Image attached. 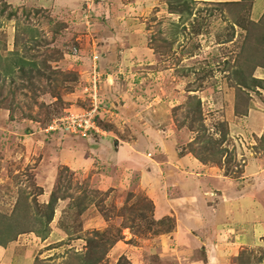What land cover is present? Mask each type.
<instances>
[{
    "label": "rangeland",
    "instance_id": "rangeland-1",
    "mask_svg": "<svg viewBox=\"0 0 264 264\" xmlns=\"http://www.w3.org/2000/svg\"><path fill=\"white\" fill-rule=\"evenodd\" d=\"M183 1L186 10L173 0H0V248L40 247L53 233L44 254L26 247L30 264L185 262L173 215L153 219L138 174L91 149L100 138L129 142L157 160L156 172L153 154L164 151L175 169L192 167L186 154L235 178L246 142L264 148V126L257 141L243 139V122L228 128L249 109L264 113V0ZM82 113L94 114L96 131L63 129ZM151 130L169 143L142 137ZM75 137L87 138V154ZM70 150L87 164L71 166ZM13 231L24 232L9 239ZM220 235L217 256L232 253L221 264H264V231L245 244Z\"/></svg>",
    "mask_w": 264,
    "mask_h": 264
},
{
    "label": "crops",
    "instance_id": "crops-1",
    "mask_svg": "<svg viewBox=\"0 0 264 264\" xmlns=\"http://www.w3.org/2000/svg\"><path fill=\"white\" fill-rule=\"evenodd\" d=\"M231 1L236 2L237 0ZM263 116L264 113H256L249 109L248 113L240 118L241 121L239 119L238 124L234 116L228 128L230 132H234L237 128L241 129L239 125L243 122L241 124L242 130L246 133L249 132V134L242 135L243 139L245 136L253 134L257 141L264 126ZM152 131H145L142 137H147V134L148 138L154 139L159 144L164 140L169 143V138L165 139L164 135L159 136ZM93 136L95 137L96 133L91 135V137ZM103 139L100 138L99 147L91 149L105 154V157L111 162L117 161L121 167H126L124 170L127 174H138L135 187L144 189L143 185H146L145 196L152 206V218L158 219L168 214L173 215L174 227L170 233L173 235L176 244H185L183 249L188 253L183 255L187 257H182L185 261L182 264H215L216 262L221 264V262H225L232 255V253H228L231 248L226 247L225 251H222L224 259L217 256V250H215L217 246L213 247V242L216 237L221 236L220 233L228 234L230 243H236L235 240L239 236V241L244 240L243 244H245L248 241L258 239L254 236L255 232H260L258 236H261L262 231H264V207L260 206V203L264 205V148H255L256 142H246L249 145L246 148L249 154L243 162L240 175L233 178L222 174L217 168L209 169L201 165L195 158L191 160L186 154L180 156V160L189 162L192 167H186V171H181V166L175 169L174 161H169L172 164H168L169 154H165L164 151L160 152V156L153 154L154 157H159L158 165L162 166L156 172L157 165L155 162L157 160L152 162L149 159L150 154L147 156L148 158L145 157V154L148 153L146 149L132 148L129 142L123 141L120 142L122 145L119 144L118 146L113 141L114 145L111 146L112 144L103 143ZM71 141L74 145H77V142L83 143V147H86V154L88 153L87 144L89 141L87 138L80 140L75 137ZM81 151L83 152V150ZM75 153L76 150H70L65 154L71 166L76 167L78 164H84V161L88 159V157L85 159V156L79 159ZM87 162L88 160L86 164ZM168 165H172L173 168ZM153 172L157 173L154 176L156 181L153 184H148L152 179L151 174ZM229 232L233 234L231 235ZM29 234L20 235L30 237ZM52 235L53 233H49L46 238L41 240L42 243L37 240L39 244H42L40 247L34 242V239H31L32 243L19 248L13 247L16 241L14 243L9 242L5 247L0 248V264H30L26 247L29 250L37 246L35 250L44 254L50 250L47 248L48 244L57 242L50 240ZM153 244L150 246L151 249L155 250V242ZM158 246H160L159 252L163 253L167 243L158 242ZM221 248L223 249L222 245ZM173 264H181V262L175 260Z\"/></svg>",
    "mask_w": 264,
    "mask_h": 264
},
{
    "label": "built area",
    "instance_id": "built-area-1",
    "mask_svg": "<svg viewBox=\"0 0 264 264\" xmlns=\"http://www.w3.org/2000/svg\"><path fill=\"white\" fill-rule=\"evenodd\" d=\"M94 86V84H93ZM96 108L93 107L92 111ZM94 114H90L89 116L86 113H82L79 115H70L66 116L63 121V129L67 130L69 133H75L80 137H86L87 134L91 131H96L95 121H93ZM96 127V128H95Z\"/></svg>",
    "mask_w": 264,
    "mask_h": 264
},
{
    "label": "trees",
    "instance_id": "trees-1",
    "mask_svg": "<svg viewBox=\"0 0 264 264\" xmlns=\"http://www.w3.org/2000/svg\"><path fill=\"white\" fill-rule=\"evenodd\" d=\"M173 1H175V2H182V3H180V5L182 4L183 5V8H185V10L186 9H188L187 7H186V5L184 4V1L183 0H173ZM169 3V2H168ZM173 8H175V7H173ZM196 158L199 160V161H202L198 156H196ZM54 198L55 197H52L51 198V196L49 197V201L47 202V204H46V210L44 211V216H43V218H44V220H45V224H48L49 223V221L51 220V218H52V208L50 207V204H51V202H52V200H54ZM21 232H24V231H13V232H11L10 234L11 235H9V239H11L13 236H15L17 233H21ZM4 238H5V236H4V233L3 232H0V246H3V244L6 242L5 240H4ZM97 258L98 259H92V260H90L89 261V263L88 264H95V263H97V261L99 260V256H97Z\"/></svg>",
    "mask_w": 264,
    "mask_h": 264
}]
</instances>
